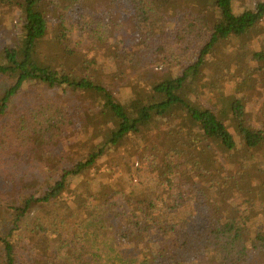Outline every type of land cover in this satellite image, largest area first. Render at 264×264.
<instances>
[{
	"label": "trees",
	"instance_id": "16d2710c",
	"mask_svg": "<svg viewBox=\"0 0 264 264\" xmlns=\"http://www.w3.org/2000/svg\"><path fill=\"white\" fill-rule=\"evenodd\" d=\"M263 23L264 0H0V264H264V125L190 94L249 59L260 92ZM227 119L254 154L206 166Z\"/></svg>",
	"mask_w": 264,
	"mask_h": 264
},
{
	"label": "rangeland",
	"instance_id": "374dc122",
	"mask_svg": "<svg viewBox=\"0 0 264 264\" xmlns=\"http://www.w3.org/2000/svg\"><path fill=\"white\" fill-rule=\"evenodd\" d=\"M261 26L263 27V29H261L260 31H263L261 33V34H263L264 33V23ZM73 37L76 40V43H77V45L79 46V48L81 50H83V48L87 46L88 41L84 40L83 38H81L80 35L77 32H75V31L73 32ZM251 37H254L253 33H252ZM254 46H255V44H254ZM44 50H46V47H44ZM226 58L228 60H230L231 62H233L235 60V58H236V53H232V54L230 53V54H228L226 56ZM253 64L256 65V61L253 62ZM253 64H252V60H250V59L248 61L246 60L243 63V67L238 69V74L236 73L237 76H235L234 73H231L228 77H226V78H232V79H230L229 84H228L229 89L226 91V94H227L228 97L227 96H222V97L215 98L216 97L215 96V94H216L215 90H211L210 92L201 90V92L200 91L196 92V93H192L191 92L190 94H193V96H195V97H196V95H198L200 97V94L202 92L205 93V94L209 93L210 97H212V103L210 104V106L215 108V109H218V110L221 109L223 114H227L229 110H228V107H225L223 109V107L221 105L222 101L225 102V100H228V99L230 100V96L231 95L233 97L237 96V97L246 98V101H248V102L246 103L245 106L244 105L243 106L245 107V111L248 113V115L250 117L249 120L253 124H255V125L259 126V127H263L264 124L261 122V113H260L261 108L260 109H257V108L264 104V86L260 89V92H259V90H258L259 86H255L257 84L254 82V80H251L249 85H248V87L246 89H244L243 92H242V88L245 86V82L247 81L246 79H248L252 75V73L250 71L251 70L250 68L254 67ZM148 68L151 70V69L155 68V66H150ZM209 70H211V69H209ZM209 70L207 71L208 74H210ZM221 70H223V69L221 68ZM142 73L143 72L138 71L132 77H136V78H157V77H154L152 75H142ZM179 74H180V72H177V75H179ZM161 78H165V77H161ZM243 78L245 79L244 82L241 81ZM255 78H264V77L256 76ZM235 79H236V81H235ZM256 81H259V80L257 79ZM260 86H262V85H260ZM223 87L224 86L221 85V90L223 89ZM243 94H244V96H243ZM217 101L220 102V103H218ZM243 104H245V103H243ZM230 115L232 116V113ZM183 116H184V114L182 113V110L179 109V111H177L175 113V115L167 123H164V122L159 123V126H160L159 128L167 130L170 127L176 126L179 122H181ZM226 124H227V127L235 135V137H236V139L238 141V144L235 147H233V148H228V146H226L225 144L223 145L218 140H216L215 143L210 141L208 143L209 144V146H208V154H206L204 156V159H203L204 160L203 163L206 166L212 164V160L215 158L216 154L217 155H221V156H224L227 153H230L231 155L242 154L243 156L250 155V154L253 155L254 154V150H253L254 148H249L250 150L252 149L250 151L246 147V144L242 140L243 137H242V135L240 134V132L238 130V126L233 125L228 119L226 120ZM152 132H153V130L149 129V133L151 134ZM206 142H207V139L205 140V143ZM262 150L264 151V149L255 150V154H254L255 158L264 157V153H262L263 152ZM226 157H228V156H226ZM234 158L235 157H233V160H234ZM246 171L248 172V174H253V169L251 170L250 168H248V169H246ZM233 178H234V180H231V182L228 185L233 186L234 183H238L240 185H243L244 179H248L249 177H247V176H245L243 174H238V175H236ZM263 182H264V180H263ZM249 184H251V179H249ZM256 187L258 188L259 184H257ZM221 189H222V186H221ZM221 189H219L218 187L215 188L214 191H213V195H216L217 193H219L221 191ZM223 192H224V195H225V191L224 190H223ZM230 196L235 197V192H230ZM201 260H202L201 257H197L195 259V258H193V256H190L187 259V261H190V262H193V263L201 262ZM206 264H210V263L207 262Z\"/></svg>",
	"mask_w": 264,
	"mask_h": 264
}]
</instances>
